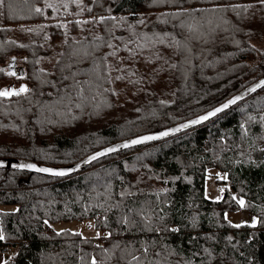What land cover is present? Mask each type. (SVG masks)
Listing matches in <instances>:
<instances>
[{"label": "trees", "instance_id": "trees-1", "mask_svg": "<svg viewBox=\"0 0 264 264\" xmlns=\"http://www.w3.org/2000/svg\"><path fill=\"white\" fill-rule=\"evenodd\" d=\"M263 75L261 0H5L0 91L12 82L28 91L0 96V157L71 164L210 110ZM208 175L245 206L230 192L210 199ZM9 204L0 211V245L16 249L7 264H137L133 255L264 264V88L202 126L74 176L0 169V205ZM241 209L257 224L227 219ZM90 219L100 239L53 229Z\"/></svg>", "mask_w": 264, "mask_h": 264}, {"label": "water", "instance_id": "water-1", "mask_svg": "<svg viewBox=\"0 0 264 264\" xmlns=\"http://www.w3.org/2000/svg\"><path fill=\"white\" fill-rule=\"evenodd\" d=\"M12 73H15V72H12ZM14 76H16V74H14ZM261 81H264V75L259 77L258 79H256L255 81H253L252 83L247 85L245 88L241 89L240 91H238L237 93H235L234 95H232L231 97H229L228 99L223 101L222 103H220L217 106L211 108L210 110H207V111H205V112H203V113H201L199 115H196L194 117L188 118V119L183 120L181 122H178V123H175V124H172V125L160 128V129H156V130H152V131H149V132H145V133H142V134H139V135H136V136H132V137L126 138L124 140H120V141L114 142L112 144H109V145H107V146H105L103 148H100V149H98V150H96V151L84 156L83 158H81L80 160H78V161H76L74 163L66 164V165L54 166V165H46V164L37 163V162L31 161V160H27V159H23V158L0 157V169L28 171V172H31V173L41 174V175H45V176H52V177H60V178L70 177V176H74V175L80 174V173L84 172L86 170V168L90 164L94 163L95 161H97V160H99V159H101V158H103L105 156H108V155H111V154H114V153L129 149V148H134V147H138V146H142V145L153 144V143L161 142V141H164V140H168V139H170L172 137H175L177 135H180V134H182L184 132L190 131V130H192L194 128H197L199 126H202V125L210 122L214 118H216L219 115L227 112L228 110L234 108L238 104L246 101L247 99L251 98L252 96L257 94L258 92H260L264 88V85H261L260 87H257V84H259ZM22 87H27V89H28V86L25 83H22L19 86H17V85H15L14 82H12L8 86V91L12 92L13 94H15L16 92H19V90ZM252 88H255V91H249V89H252ZM20 93H24V92H20ZM237 96L241 97V99H239L235 104L229 105V107L224 108L223 111L216 113V115H214V116H210L207 120H203L199 124H191V121L198 120L200 117L206 116V115H208V113L215 111V109L221 108L224 104H227L228 101L234 99ZM181 125H188V127H181ZM173 129H180V130L179 131H173ZM164 132H167L168 135L161 136L160 134L164 133ZM145 136H156L158 138L157 139L148 140V141H144V142L139 143V144L130 145V147H127V148H119L117 151L107 153L104 156L98 157L96 160H91L90 159L96 153L103 152V151H105L108 148L116 147L118 145L130 144V142L132 140L140 139V138L145 137ZM28 164L35 165L36 168L20 167V165H28ZM39 168H50V169H53L54 171H65V172H67V174L64 175V176H57V175H53L52 173L38 171L37 169H39ZM69 170H71V171H69Z\"/></svg>", "mask_w": 264, "mask_h": 264}, {"label": "rangeland", "instance_id": "rangeland-1", "mask_svg": "<svg viewBox=\"0 0 264 264\" xmlns=\"http://www.w3.org/2000/svg\"><path fill=\"white\" fill-rule=\"evenodd\" d=\"M9 66L15 72L16 76L20 75L22 72V65L19 60L12 59ZM22 84V83H21ZM17 84V86H19ZM215 170H211V173ZM224 179V177H221ZM223 189V191H221ZM226 192H230L237 200L243 199L237 192H235L230 185L225 181H217L213 175L207 176L206 181V194L210 199L218 200L222 199ZM16 205L9 204V205H0V211L12 210L15 209ZM227 219L235 224H257L258 218L253 213H250L246 210H236V211H228L226 214ZM53 229L58 231L68 230L70 232H78L81 234L83 238L86 239H100L103 235L102 231L96 227L95 221L90 220H83V221H76V220H69V221H62L58 222L53 225ZM0 234L3 235L2 226H1V219H0ZM99 234V235H98ZM9 247V251L7 253L2 252V246ZM16 254V249L8 244L0 245V264H3L4 261H7L11 257H14Z\"/></svg>", "mask_w": 264, "mask_h": 264}, {"label": "snow or ice", "instance_id": "snow-or-ice-1", "mask_svg": "<svg viewBox=\"0 0 264 264\" xmlns=\"http://www.w3.org/2000/svg\"><path fill=\"white\" fill-rule=\"evenodd\" d=\"M158 2L176 3L177 0H153V3H158ZM261 3H264V0H261ZM4 4H5V0H0V6H3ZM36 11L39 12L40 9H36ZM186 11L197 12V11H210V10H209V9H196V8H193V9H191V10H186ZM181 14H182V13L177 12V13H173L172 15H181ZM100 19L103 20L104 17H101ZM113 19H114V18H113ZM141 22H143V21H141ZM114 54H115V53H113V55H114ZM12 74L14 75L15 73H12ZM74 75H75V74H74ZM118 78H119V77H118ZM65 79H67V77H65ZM261 85H264V81H261L259 84H257V87H260ZM26 91H28L27 87H22V88L19 90V92H16L15 94L19 95L20 92H26ZM249 91H255V88L249 89ZM12 94H13L12 92H9V91H7V90L0 91V96H9V95H12ZM239 99H241V97H239V96L235 97L234 99L228 101L227 104H224L221 108H217V109H215V111L208 113V115H206V116H202V117H200L198 120H193V121H191V124H199L201 121H203V120H207L210 116H214V115H216V113L223 111L224 108L229 107V105H231V104H235ZM181 127H188V125H181ZM179 130H180V129H173V131H179ZM160 135H161V136H166V135H168V133H167V132H164V133H161ZM157 138H158V137H156V136H145V137H142V138H140V139L132 140V141L130 142V144H122V145H118V146H116V147L108 148V149H106V150L103 151V152L96 153V154L93 155L90 159H91V160H96L98 157H100V156H104V155H106L107 153H110V152H115V151H117L119 148H127V147H130V145L139 144V143H142V142H144V141H148V140H152V139H157ZM20 167L36 168V166H35V165H32V164H28V165H20ZM37 170H38V171H41V172L52 173L53 175H57V176H64V175L67 174V172H65V171H54L53 169H50V168H39V169H37ZM69 171H71V170H69ZM221 191H223V189H221ZM125 194H126V193H123V192H122L120 195L123 196V195H125ZM218 199H219V198H218ZM237 203H238L241 207L245 206V201H244L243 199H239V200L237 201ZM121 222L124 223V224H128V223H129V221H128L127 218H123ZM237 227H239V225H237ZM172 231H178V229H172ZM98 235H99V234H98ZM107 235H108L109 237H111L112 233H108ZM4 239H5V237H4L2 234H0V241H3ZM117 246H119V245H117ZM144 251L147 252V248H145ZM132 260H133V261H136L137 264H143V262L141 261V258H140V257H137V256H135V255L132 256ZM3 264H7V261H4ZM91 264H96V260H95V258L92 259ZM129 264H132V262L129 261ZM148 264H159V262H158V261H156V262L148 261Z\"/></svg>", "mask_w": 264, "mask_h": 264}, {"label": "built area", "instance_id": "built-area-1", "mask_svg": "<svg viewBox=\"0 0 264 264\" xmlns=\"http://www.w3.org/2000/svg\"><path fill=\"white\" fill-rule=\"evenodd\" d=\"M9 251V247H7V246H2V252L3 253H7Z\"/></svg>", "mask_w": 264, "mask_h": 264}]
</instances>
